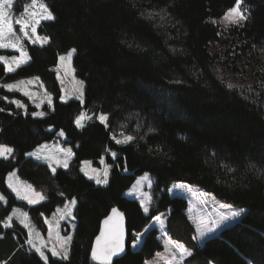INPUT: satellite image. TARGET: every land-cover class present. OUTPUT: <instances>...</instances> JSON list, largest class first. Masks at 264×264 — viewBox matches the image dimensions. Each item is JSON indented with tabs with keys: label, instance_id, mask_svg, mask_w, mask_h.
<instances>
[{
	"label": "trees",
	"instance_id": "1",
	"mask_svg": "<svg viewBox=\"0 0 264 264\" xmlns=\"http://www.w3.org/2000/svg\"><path fill=\"white\" fill-rule=\"evenodd\" d=\"M242 1L248 19L224 30L216 21L235 0H42L55 17L38 28L47 45L23 40L28 63L12 72L0 63V83L36 76L53 99L43 117H34L33 108L22 114L9 102L22 99L19 92L0 88V145L12 148L9 158L0 159V193L7 198L0 203V264H98L91 259L92 239L114 207L126 219L128 243L160 215L167 237L191 252L187 264H264V69L255 94L229 87L244 59L264 52V0ZM70 49L76 50L71 65L84 82V97L61 102L54 67ZM82 112L93 118L78 129ZM96 113L109 116L107 126ZM59 132L73 158L68 169L52 173L25 154ZM119 133L134 139L119 144L111 139ZM101 157L109 166L105 186L79 171L80 162L96 166ZM13 171L46 201L28 205L9 193L6 177ZM143 173L155 180L148 214L123 195ZM173 182L245 213L199 246L186 199L167 193ZM66 200H76L68 259L44 263L26 249L21 226L1 225L20 206L43 228V216ZM157 236L150 229L139 249L128 244L111 264H146L162 250Z\"/></svg>",
	"mask_w": 264,
	"mask_h": 264
},
{
	"label": "rangeland",
	"instance_id": "2",
	"mask_svg": "<svg viewBox=\"0 0 264 264\" xmlns=\"http://www.w3.org/2000/svg\"><path fill=\"white\" fill-rule=\"evenodd\" d=\"M41 2L42 0H37V6L28 7L27 12H25V6L31 5L32 0H22V1L13 0V6L11 8H6V11L8 12V18L11 20L12 23V32L6 31L3 40L0 41V43H4L8 45V47H0V48L2 50H6L12 53L10 55H0V63L4 66L6 71L9 67H11L14 71L19 66L28 63L29 55L26 50V46L22 42L23 40H26L27 42L37 46L47 45L48 41L47 42L43 41L42 38L45 36L38 32V28H40V23L48 20L41 19L40 23L36 25V34L33 35L31 28L32 18L29 15V13L35 12L36 18L37 19L40 18V16L43 14V10L38 5L42 4ZM246 7L247 6L242 1L241 10L242 11L246 10L245 15L248 16V10H247L248 8ZM224 17L225 14L216 21L218 25L224 30L232 26L242 25L245 22V21H241L238 24H232ZM17 19H22L28 22V26L25 28V32H27V36H25V32L20 31V25L15 22ZM71 50L72 49L59 55L57 59V64H55L54 67L56 74L55 78H57L58 80L60 87L59 91H61V96H60L61 102H66V101L69 102V100L83 101V97H84V90H83L84 82L75 76L73 66L71 65L72 58L75 52H73L70 58L68 57V53ZM61 56H64L65 59L61 60L60 59ZM20 60H23L24 62L18 63ZM244 60H245L243 63L244 70L243 71L241 70V72L238 73L234 71L231 74L232 76L230 79L231 82L230 85L231 87H235L236 89H238V91L243 93V95L244 94L252 95L259 90V83H258L259 74L260 72H262V69H264L263 49L261 48L256 50L255 52L250 53V57ZM7 85H12L11 90H9L6 87ZM2 87L7 92L16 91L23 96L22 99L20 98L9 99V102H11L12 105H14L18 110H20L22 114H26L29 108H33L32 116L43 117L46 114V112L43 110V107H48L50 109L52 107V102H53L52 96L47 91H45L46 90L45 86L41 81V79H39V77L34 76V77L19 79L8 83H0V88ZM15 102H19V104ZM82 113L84 114V119L82 121V124L84 126L85 125L84 123L89 119H92L93 116L87 114L86 112H82ZM99 115H96L95 117ZM80 116L81 114H79L78 117ZM75 125L78 129L82 128V127H78L77 123ZM60 133L61 132H59L56 135V138H54L50 142H45L42 146L36 148L28 155V157L46 164V166H48V168L51 170L52 173H54L57 169H68L69 163L73 158V153L71 152L72 150L70 149V146L65 144L64 141L65 137ZM125 137L127 136L123 135L122 133H119L113 135L111 139H113L115 142L117 140L124 141ZM119 144H124V142ZM3 146L11 148L8 145H3ZM59 148H62V150L58 151ZM69 150L71 154H69ZM108 153L111 156H114L113 152L107 151L106 154ZM10 154H12V152L5 153L3 156H0V159H7L11 156ZM105 163H106L105 157H101L98 160L97 163L98 165L96 166H94L91 161L84 160V162L82 161L79 164L80 165L79 171L84 175V177L94 182L96 185L105 186L107 182L97 183V179L101 181H104L105 179L106 181L108 180L109 166ZM154 182H155L154 177L150 175V173L140 174L135 179V182H133L132 185L128 187V189L124 192L123 195L128 199L136 200L139 203L142 212L144 214H148V211L152 204V200H151L152 188H153L152 186L154 185ZM9 184H11L12 187H9ZM181 184L184 183L173 182L171 186L168 187L167 190L168 195L172 196V198L173 196L182 197L184 199L186 197H189L190 193H188L186 188L177 187L178 185ZM184 185H188V184L185 183ZM6 188L9 190V193H12L16 197V199L22 201V203L25 202L28 205H35L46 201V195L43 192H40V190L34 188V186L31 183L25 180H21V178L17 175L16 171H13L7 175ZM13 188H15L16 191H13ZM190 189H191L190 191H192L191 195L194 200L189 202L190 210H192L193 207L196 206V216L194 217L192 215V219H193L192 223L194 224V228H195V240L199 246L202 245L206 240L218 234L223 228L228 227L229 225L238 221L245 213L244 210V212L239 217L228 219L214 225L212 222L219 221L222 215H225L232 210H239V209L233 206L231 207V209L222 207V205H229V204L218 201L215 197H212V195L210 194L202 195V193H206V192H203L198 188L195 189L190 187ZM17 193H19V195ZM0 197H3V199H0V203L6 205L7 198L2 193H0ZM41 197L43 198L41 199ZM29 200H33L35 202L29 203ZM71 201L72 200L64 201L62 205L60 204L54 209L52 214L43 216V225H44L43 228H39L36 222L32 218L28 217L29 215L27 214V211H24V209L21 208L20 206H14L11 209L10 213L6 217H4L3 221L1 222V225L5 229L12 227L14 224L21 226L23 230H25L27 233V239L25 241L26 249L37 254L38 257L44 263L47 262L49 257L63 260L62 257L64 256L65 251H67L68 256L70 255L69 253L70 243L75 229L74 228L75 219L73 216V209L75 205L74 206L71 205L70 204ZM66 205H68L72 209V214L70 216L67 214ZM145 207H147L148 209L147 212H145L144 210ZM14 210L16 211L14 212ZM25 213L27 214L26 217L24 215ZM159 216L160 215L156 217ZM6 223L10 224V226L5 227L4 225ZM163 223L164 221L161 220L160 217L158 220L153 218L152 221L149 224H147V226L142 232L133 234L134 235L133 238L135 239L130 243V249L132 251H136L137 249H139L143 239L147 236L149 230L155 228L159 233L160 236L159 240L161 241L163 238V244L165 243L168 245H172L173 247L172 249L174 250V253L178 257L177 260L178 263H176L175 262L176 257L171 252H169L168 262H171L172 264L174 263L183 264L184 263L183 260L185 258H188V256H185L183 259H181L180 253L174 247L173 243L167 237H164L165 234L163 232L164 229ZM198 228L200 231H203L205 233L203 236L199 234ZM209 229H211V231H209ZM68 236H71V240L65 243V239ZM137 236H139V238H137ZM29 241H31V243H29ZM176 245H180V244H176ZM37 248L40 249L39 252L36 251ZM185 250L188 251V249ZM53 251H56L57 253H59V255L53 256L52 254ZM41 253H43L44 257H46L47 260L41 257ZM173 257H175V259H172ZM155 261H157V258L154 257L152 261H148V264H160V263H155Z\"/></svg>",
	"mask_w": 264,
	"mask_h": 264
},
{
	"label": "snow or ice",
	"instance_id": "3",
	"mask_svg": "<svg viewBox=\"0 0 264 264\" xmlns=\"http://www.w3.org/2000/svg\"><path fill=\"white\" fill-rule=\"evenodd\" d=\"M241 3L242 0H235V4L233 7L229 8L228 11L225 13V19L228 20L230 23L232 24H238L241 21H245L248 19V17L245 15V11L241 10ZM13 6V0H0V41L3 40L5 32H12V23L11 20L8 18V12L6 11V8H11ZM37 6V0H32V4L31 5H26L25 6V12H27L28 7H36ZM42 10H43V14L40 16L39 19L36 18V13L32 12L29 13V15L32 18V23H31V28H32V34L35 35L36 34V25H38L40 23V20H53L55 17L53 16L52 12L49 11L48 7L44 4H39L38 5ZM17 24L20 25V31L21 32H25V28L28 26V22L24 21L22 19H17L15 21ZM25 36H27V32H25ZM39 39V37H38ZM44 42H47V37H43L42 38ZM35 42V41H33ZM0 47H8L7 44L4 43H0ZM75 49H72L71 51H69L68 53V57L70 58L73 54V52H75ZM61 60H64L65 57L61 56L60 57ZM23 60H20L18 63H23ZM7 71L11 72L13 71V69L11 67H9L7 69ZM9 90H11L12 85H7L6 86ZM229 87H231V85H229ZM17 104H19V102H15ZM84 119V114L82 113L80 117L77 118V126L78 127H82V121ZM99 121L102 124H105L107 126V121L109 120V116L107 114H100L98 116ZM151 130V129H150ZM61 135H63V132L60 133ZM134 138L132 136H127L125 137L124 141H120L117 140V143H127V142H131ZM12 149L8 148L6 146L0 145V156H3L5 153H11ZM69 154L70 150H69ZM6 158V157H5ZM66 166V165H65ZM231 170V169H229ZM106 183V179L104 181H101L99 179H97V183ZM9 187H12L11 184H9ZM177 187H181V188H189L188 185H178ZM189 190H191L189 188ZM13 191H16L15 188H13ZM19 195V193H17ZM202 195H207V193H202ZM43 197H41L42 199ZM0 199H3V197H0ZM35 201L33 200H29V203H34ZM71 205H75L76 204V200H72L70 202ZM222 207H226L231 209V205H222ZM66 209H67V214L70 216L72 214V209L71 207H69L68 205H66ZM145 212L148 211L147 207H145ZM16 210H14L15 212ZM244 212V209H239V210H232L229 213L222 215L219 221H213L212 223L218 224L221 223L225 220L228 219H232V218H236L239 217L242 213ZM25 217L27 216V214H24ZM63 218V217H62ZM154 219H159V217H154ZM103 225L104 227L101 228V233L99 236L96 237V242L92 245V250H91V259L94 261H97L98 264H111L112 261V257L116 256L118 253L123 252L124 251V245H123V217L122 214L119 213L117 211V209L113 208L112 209V214L109 215L104 221H103ZM5 227H9L10 224L6 223L4 225ZM27 226V225H25ZM199 234L201 236H203L205 233L203 231H200L198 228ZM209 231H211V229H209ZM137 238H139V236H137ZM71 240V236H68L65 239V243H67L68 241ZM29 243H31V241H29ZM174 247L177 249V251H179L180 253V258L183 259L185 256H190L191 253L188 252L187 250H185L183 248L182 245H174ZM37 252L40 251V249H36ZM53 256H57L59 255V253H57L56 251H53ZM41 257L45 260H47L46 257H44L43 253H41ZM63 259H68V255H67V251H65L64 256L62 257ZM172 259H175V257H173Z\"/></svg>",
	"mask_w": 264,
	"mask_h": 264
},
{
	"label": "crops",
	"instance_id": "4",
	"mask_svg": "<svg viewBox=\"0 0 264 264\" xmlns=\"http://www.w3.org/2000/svg\"><path fill=\"white\" fill-rule=\"evenodd\" d=\"M1 49V48H0ZM96 115H99V113H96ZM94 115V117L96 116ZM97 117H95V119H97ZM77 119V118H76ZM76 119H75V124H76ZM98 120V119H97ZM43 144H41L40 146H42ZM38 146V147H40ZM62 148H59L58 151H61ZM29 155V153H28ZM27 155V157H28ZM171 186V185H170ZM189 186V185H188ZM192 187V186H189V188ZM189 188H186L188 193H190V196L189 197H186V201H187V215H188V219L190 220V223L193 222V219H192V215L195 217L196 216V206L193 207L192 210H190V201L193 200L192 198V191L189 190ZM192 188H195V187H192ZM196 189V188H195ZM194 201V200H193ZM190 210V211H189ZM191 214V215H189ZM161 219H162V216H159ZM193 224V223H192ZM194 226V224H193ZM167 242V241H166ZM168 243V242H167ZM161 244H162V251H160L159 253H157L156 255H154L151 259H149L148 261H152L153 258H157V261H155V263H160V264H172L171 262H168L169 261V252H171L175 257H176V260L175 262L178 263V257L177 255L174 253V250L172 249V245H168V244H163V239L161 240ZM148 261H146V264H148ZM186 263V262H185ZM175 264V263H174ZM184 264V263H183Z\"/></svg>",
	"mask_w": 264,
	"mask_h": 264
},
{
	"label": "water",
	"instance_id": "5",
	"mask_svg": "<svg viewBox=\"0 0 264 264\" xmlns=\"http://www.w3.org/2000/svg\"><path fill=\"white\" fill-rule=\"evenodd\" d=\"M114 208L117 209V211H118L119 213H121V214H122V217H123V245H124V251L118 253L116 256H113L111 262H113V261L116 260V259H119V258L123 257V256L125 255V253H126V250H127V246H128V244L130 245V243H128V239L126 238V237H127V229H126V226H125V225H126V219H125V217H124V214H123L118 208H116V207H114ZM112 209H113V208H112ZM112 209H111V211H109V213H107V215L101 220V223H100V226H99L98 233L96 234V236L94 237V239H92L93 241H92V244H91V250H92V245L96 242V237L99 236L100 233H101V228L104 227V225H103V221H104L109 215L112 214ZM90 252H91V251H90Z\"/></svg>",
	"mask_w": 264,
	"mask_h": 264
}]
</instances>
